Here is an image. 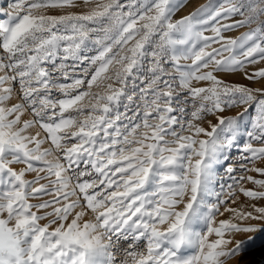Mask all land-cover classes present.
<instances>
[{
    "label": "snow or ice",
    "instance_id": "obj_1",
    "mask_svg": "<svg viewBox=\"0 0 264 264\" xmlns=\"http://www.w3.org/2000/svg\"><path fill=\"white\" fill-rule=\"evenodd\" d=\"M183 3L0 0V264H264V0Z\"/></svg>",
    "mask_w": 264,
    "mask_h": 264
},
{
    "label": "rangeland",
    "instance_id": "obj_2",
    "mask_svg": "<svg viewBox=\"0 0 264 264\" xmlns=\"http://www.w3.org/2000/svg\"><path fill=\"white\" fill-rule=\"evenodd\" d=\"M123 2V0H122ZM223 0H213V3L219 5L220 3H222ZM208 3V0H184V3H183V7L179 8V10L175 13L173 19H180L182 18L183 16L185 15H188L190 14L191 12L195 11L196 8H198L200 5H204V4H207ZM77 4H78V7H75V8H72V9H69V11H73V12H82V11H86V7L83 5V0H77ZM92 5H89L88 7H91ZM233 19H240L239 16H236L234 17ZM231 21H221V23H230ZM248 29L247 28H238V29H233V30H230V31H227L224 33V35L226 37H231V38H235V37H238L239 35H241L242 33L246 32ZM205 35H209L211 36L212 33L209 31V32H206ZM212 47H219L218 44H213ZM209 51H211V48L208 49ZM187 63H190V61H188ZM261 67H264V61H259L257 64L255 65H249L248 66V71H252L253 69H259ZM226 80H231V81H235V82H238V83H242V84H248L249 82L245 79L242 78V76L240 74H236L234 76H227L225 77ZM70 82V81H68ZM252 87L254 88H257V87H262L264 86V81H261L260 83H257V84H252L251 85ZM95 90V89H94ZM13 103L15 102V100L12 101ZM242 109H239V108H233L231 110H228L224 113V115H235L237 112L241 111ZM248 115H251V110H250V113ZM248 115L245 116V120L248 119ZM28 117L25 116L24 119H27ZM39 130L41 131V136H44L46 135L45 133H43L42 130H40L37 126V128H34L31 131V133L34 135L35 132ZM50 146V142H46L45 144L42 145L43 148H47ZM259 146V145H257ZM232 157H236V151L233 150L232 153H231ZM228 163H234V161L232 159H230L228 162H226V164ZM225 164V166H226ZM249 167H252V164H249L248 165ZM255 166L256 167H264V161H257L255 162ZM14 167H16L17 169L21 168V167H24V165H15ZM234 175H251L253 176L254 178H257V179H260V178H264V177H261L258 173L256 172H242L241 170H239L238 168V165H237V171L234 173ZM35 176L34 173H30V174H27L26 178L31 180L33 179ZM243 186L245 188H248V189H254V185H252L250 182H244L243 183ZM45 199H47V197H45ZM248 198H246L245 196H243L242 193L239 194V203L243 204L247 201ZM33 203H36L38 201H32ZM260 203L264 204V201H260ZM235 206V205H233ZM51 209H49L50 211ZM227 214H225V217H222V218H226ZM88 216L85 217V219H87ZM47 221H42L41 223H46ZM124 247H127V244L125 243L123 245ZM257 258H259V253L256 254ZM119 259H122V256H118V260Z\"/></svg>",
    "mask_w": 264,
    "mask_h": 264
}]
</instances>
